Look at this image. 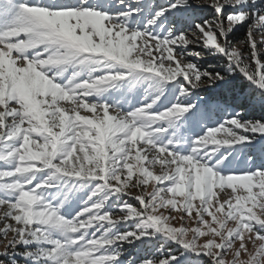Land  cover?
Returning <instances> with one entry per match:
<instances>
[{
  "label": "snow or ice",
  "instance_id": "1",
  "mask_svg": "<svg viewBox=\"0 0 264 264\" xmlns=\"http://www.w3.org/2000/svg\"><path fill=\"white\" fill-rule=\"evenodd\" d=\"M0 248L264 264V0H0Z\"/></svg>",
  "mask_w": 264,
  "mask_h": 264
},
{
  "label": "rangeland",
  "instance_id": "2",
  "mask_svg": "<svg viewBox=\"0 0 264 264\" xmlns=\"http://www.w3.org/2000/svg\"><path fill=\"white\" fill-rule=\"evenodd\" d=\"M245 32H246V29H243L236 34L235 42L237 43L238 47L240 46L238 42H239V40L244 38ZM257 39H259V37H257ZM175 223L177 224V226H179L178 214H177V220L175 221ZM0 250H2V248H0Z\"/></svg>",
  "mask_w": 264,
  "mask_h": 264
}]
</instances>
